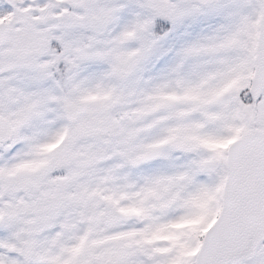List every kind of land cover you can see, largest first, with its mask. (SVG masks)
Returning <instances> with one entry per match:
<instances>
[{
    "label": "snow or ice",
    "instance_id": "1",
    "mask_svg": "<svg viewBox=\"0 0 264 264\" xmlns=\"http://www.w3.org/2000/svg\"><path fill=\"white\" fill-rule=\"evenodd\" d=\"M0 264H264V0H0Z\"/></svg>",
    "mask_w": 264,
    "mask_h": 264
}]
</instances>
